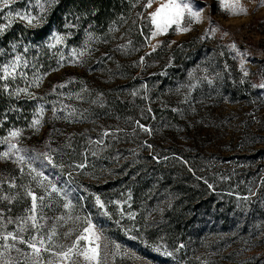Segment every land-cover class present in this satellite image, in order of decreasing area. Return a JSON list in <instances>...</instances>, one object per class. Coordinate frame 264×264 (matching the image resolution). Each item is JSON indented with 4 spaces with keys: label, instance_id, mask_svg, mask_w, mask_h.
<instances>
[{
    "label": "rangeland",
    "instance_id": "374dc122",
    "mask_svg": "<svg viewBox=\"0 0 264 264\" xmlns=\"http://www.w3.org/2000/svg\"><path fill=\"white\" fill-rule=\"evenodd\" d=\"M163 2L134 0L106 29L66 14L40 56L9 54L7 65L22 60L7 89L36 103L0 136L19 149L0 142V264H69L53 253L85 218L99 256L77 264H264V0H239V15L188 0L200 20L152 37L148 13ZM55 5L42 14L36 0H0V24L38 27ZM34 236L50 251L36 257L19 240Z\"/></svg>",
    "mask_w": 264,
    "mask_h": 264
},
{
    "label": "snow or ice",
    "instance_id": "6c2138e0",
    "mask_svg": "<svg viewBox=\"0 0 264 264\" xmlns=\"http://www.w3.org/2000/svg\"><path fill=\"white\" fill-rule=\"evenodd\" d=\"M14 0H2L3 7H8L11 3H13ZM58 0H44L43 3H41V0H36V5L40 8V12L43 14L45 12L46 6L51 7L52 5L56 4ZM154 0H148V3L145 5L146 8H151ZM221 3L224 4L225 8L229 9L233 15H239L240 13L246 12V9L239 5V0H232L231 4L225 3V0H221ZM9 16L12 15V13H8ZM20 19L27 21L28 25H32L34 20L42 19L43 16L37 18L32 16L31 14H24V13H17L16 14ZM185 19L188 20V22L191 21H199L200 20V13L198 11H193L191 4L188 2V0H165V2L160 3L158 7H156L155 11H152L148 13V20L150 21L151 26H153L154 31H152L151 36L156 37L160 34H166L170 28L175 26L176 30L179 31H188V28L182 27V23L185 21ZM11 26V21L7 25L0 24V35H2L8 27ZM213 31H215L213 29ZM224 35H227V33H224ZM53 38L57 41V43L63 42V37L59 36L57 34H53ZM15 47V45H13ZM230 47L235 48V44L231 45ZM22 58L17 56L12 64L10 65H4L2 68H0V72H2V75H0V79L7 80L9 77L15 78L13 76V73L16 72V69L19 67L20 62ZM9 68H11V72L9 71ZM7 84L4 85V88L7 89ZM59 87H64V85H59ZM260 87L264 88V85H260ZM20 92L27 93L31 95V93L28 92L27 88L24 89H17L16 95ZM12 95L13 93H9ZM42 114L43 109L40 108L37 110ZM39 119H35L32 122V126L35 127L36 125L40 124ZM143 127V126H141ZM145 131L150 132V129L145 128ZM9 137H19L21 135V130L15 129L9 132ZM104 135H108V133H104ZM0 142H7L9 143V149H16V151H19L16 144H12L8 138H4ZM150 147V145H149ZM9 155V152H4L2 154L3 157H7ZM18 160L20 162H23L25 160V157L23 155L18 157ZM83 167V165H81ZM35 171V169H33ZM42 175V174H39ZM56 189L53 188V191ZM27 195L32 198V211L35 212L37 208V197L36 195L28 191ZM7 199V197H5ZM41 200L43 197L40 198ZM97 203L100 204L101 207L103 205L99 201V198H97ZM70 205L65 204L64 207L68 208ZM29 219H31L32 224L31 227L35 228L36 225V217L35 215L31 216ZM79 219V218H78ZM87 227L83 229V232L78 235L75 239V241L67 247L66 250L53 253L56 257L60 258L63 261L69 262V264H77V261L74 259V257H83L86 261L96 260L99 256V245L97 244L95 247H92L93 239L99 240V236L93 231L95 228V225L91 223L90 220H87ZM25 231L24 227L20 228V232ZM54 234V230H53ZM65 235H69V233H66ZM9 238H11L13 241L18 239V236L12 232H8L6 235L2 237L5 241H7ZM19 240L21 243H25L28 245L29 248L32 249L33 254L36 257L40 256L41 250L43 251H50L49 248L45 247V240L43 238L37 240V238L34 236L32 237L31 241H25L23 237H19ZM52 236L49 235L48 241L51 242ZM81 241H87L88 247H85L83 249L80 248V242ZM39 245V246H38ZM5 250H7L10 247H14V245H5ZM63 247V246H61ZM39 264V262H37ZM48 264H52V261H49Z\"/></svg>",
    "mask_w": 264,
    "mask_h": 264
},
{
    "label": "trees",
    "instance_id": "16d2710c",
    "mask_svg": "<svg viewBox=\"0 0 264 264\" xmlns=\"http://www.w3.org/2000/svg\"><path fill=\"white\" fill-rule=\"evenodd\" d=\"M134 0H58L52 9V15L49 20L41 23L38 27H28L21 22H16L6 29L0 35V68L10 63L8 60L11 51L17 47V54L28 53L33 57L40 56L38 52L41 48H45L46 38L49 35L52 23L60 25L62 18L67 14L79 19V22L84 24L88 21L90 26L106 29L113 22L118 21L122 15L128 13L132 8ZM78 17V18H77ZM55 20V21H53ZM81 23V25H82ZM77 25L76 22L73 23ZM79 29H86L84 25L78 27ZM81 31V32H82ZM15 45V47H13ZM12 56V57H13ZM26 57V56H25ZM36 64H40L42 60L38 58L35 60ZM20 69H18L19 71ZM20 72V71H19ZM0 75L1 72H0ZM8 80V79H7ZM7 80L0 79V136L4 130L18 127L20 119L26 110L34 108L35 99H29L22 94H15V91L5 89L4 85ZM8 86V85H7ZM13 93L10 95L9 93ZM226 219L222 227L226 225ZM226 231L218 230L217 233ZM213 264H216L213 262Z\"/></svg>",
    "mask_w": 264,
    "mask_h": 264
}]
</instances>
